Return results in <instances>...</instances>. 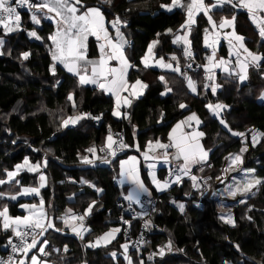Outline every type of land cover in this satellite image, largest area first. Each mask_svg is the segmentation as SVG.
Wrapping results in <instances>:
<instances>
[{
  "label": "trees",
  "instance_id": "1",
  "mask_svg": "<svg viewBox=\"0 0 264 264\" xmlns=\"http://www.w3.org/2000/svg\"><path fill=\"white\" fill-rule=\"evenodd\" d=\"M170 2L171 0H113L109 7L101 3V0H85L89 5L101 7L107 20H111L116 14L127 20V27L122 29L127 40L126 56L136 66L129 69V80L134 82L140 79L149 85L130 107L129 118L113 116L115 99L91 84L79 86L78 78L68 73L63 66H56L55 75L52 74L50 66L53 61L49 51L51 42L47 39L55 31L52 22L42 20L41 26L37 27L32 23L28 10L21 14L22 25L27 22V29L36 30L45 42L31 41L25 32L17 37L19 31L4 37L5 41L15 46L11 56L0 55V175L4 169L9 170L22 163L25 157L35 164H43L47 160L44 172L48 177V184L40 191L39 198L45 202L47 216L53 219L57 227L64 228L62 232L53 229L48 231L53 236L47 239L49 244L45 251L60 250L52 251L45 258L50 264H123L119 258H115L117 263H114L110 255L112 251H120L121 245L127 242L121 233L109 246L100 249L87 247L90 241L118 225L116 219L119 211L116 204L129 190L127 186L120 188L117 185L119 161L131 154L139 155L146 150L150 140L168 142L169 133L175 124L191 112H195L202 121L201 130L205 133L203 145L205 150H210L208 164L212 163V168L206 164L204 171L197 169L195 175L211 179L201 188L203 196L192 187V181L186 177L182 178L181 184H174L159 195L152 188L148 170L141 165L142 180L151 192L150 198L156 201L155 211L147 219L152 220L151 228L156 225L161 232L151 234L150 243L142 248L141 256L131 249L129 255L136 261L143 260L144 264H224L225 261L230 264H264V185H261L255 196L234 209L235 227L220 219L223 215L221 209L217 203L210 202L209 197L215 188V179L224 167L225 157L239 153L243 144L233 139V143L226 146L223 152L211 149L210 139L218 133L222 134V131L214 115L206 108L207 103L226 104L230 114L242 119L240 127H235L236 131L255 129L264 132V102L260 99V93L264 90V67L249 69L248 83L243 86L238 85L235 76L217 74L216 83L222 87L215 95L211 94L210 89L206 93L203 91L201 72L188 70V76L197 83L198 88V94L192 95L183 75L168 69L145 68L141 59L155 40L159 41L155 49L157 57L162 56L166 62L176 66L177 61L171 59L176 56L181 70L190 62L200 65L207 63L208 51L203 42L204 30L210 29L207 18L200 16L191 26L189 39L194 59L190 61L184 56L185 46L179 47L172 43L176 34H184L180 29L185 23L186 14L181 10L169 12L160 7L161 4ZM129 8L131 11H126ZM226 14L214 12L213 16L220 19ZM168 29L172 32L169 33ZM236 31L245 37V43L251 50L264 52V42L245 12L237 15ZM87 45L88 58H98L95 38H88ZM24 51L31 52L26 61L20 56ZM161 75L165 76L168 86L173 89V92L164 96L160 94L164 91V85L158 79ZM69 93H74L75 111L72 102L67 100ZM179 102H184L188 107L179 109ZM77 106L80 107V112L90 113L93 117L102 114V118H90L88 124L87 119H83L75 126L60 127L61 117L79 113ZM161 111L164 113L162 122L159 120ZM10 113L7 118L6 115ZM109 126L112 132L124 131L131 150L106 167H85L79 164V156L87 154L85 150L92 144H105ZM262 140L252 147L249 138L245 154V160L248 161L246 166L255 167L258 177H264ZM137 145L140 147L139 152L136 151ZM30 155L32 156L29 157ZM165 171L159 169L160 178L164 177ZM36 175L37 172L23 175L22 185L28 186L29 181H35ZM81 179L89 182L90 190L78 185ZM199 183L203 184L201 181ZM91 185L103 191L97 192ZM193 200H201L204 210H195L191 206ZM92 201H96L94 211L91 216L85 217L90 231L83 239L71 236L59 217L68 209L75 214H83ZM27 202L29 201L21 199L3 204L9 207L10 216L16 217L24 216L19 205ZM181 203L185 206L183 213L178 207ZM248 216L253 218L252 221L247 219ZM10 236V231H4L3 237L0 236V254ZM169 239L173 242L174 251L166 252L163 258L155 257L153 261L147 258V253L157 251ZM235 244L240 245V252L234 247ZM65 245L68 248L66 253L63 251Z\"/></svg>",
  "mask_w": 264,
  "mask_h": 264
},
{
  "label": "snow or ice",
  "instance_id": "2",
  "mask_svg": "<svg viewBox=\"0 0 264 264\" xmlns=\"http://www.w3.org/2000/svg\"><path fill=\"white\" fill-rule=\"evenodd\" d=\"M101 3L112 6L113 0H101ZM161 8L172 11L173 8H183L186 14V20L181 25L180 31L184 34H176L172 43H183L185 46L184 56L188 60L194 59L193 53L190 50L189 35L191 32V26L196 23L195 17L199 14H203L207 18V22L210 25V30L205 29L204 46L211 49V55L207 57V63L198 67H203L205 73V83L203 85V91L206 93L209 89L211 94L215 95L217 90L222 85L216 83V75L214 69H221L229 77L235 76L238 83H243L248 79V68L252 65L256 67H264V52L253 51L245 43V37L236 31L237 15L240 12H245L248 19L258 30V35L262 41H264V0H188L187 3H182V0H171L168 4H161ZM27 8L31 13L30 19L34 25H40L42 19H48L54 22L55 31L51 33L47 39L51 42L49 51L53 64L50 66V71L55 75V64L58 62L63 65L68 73L73 74L78 78V85H95L100 91L106 94H111L115 97V106L112 111V115L115 117H121L127 115L121 112L123 106L130 107L132 99H138L144 94V91L149 87L147 83L140 79H136L134 82H130L128 79V71L136 66L130 62L125 55V45L127 40L125 39L123 28L127 27V20L122 19L119 14L113 15L111 20H107L105 11L101 7L89 5L85 3V0H0V55H3L2 49L5 45L6 36L17 32L26 31L30 38L36 40H42L43 38L38 35L36 30H28L22 26L21 13L18 9ZM217 12H226V15H222L220 20L214 19L213 10ZM126 11H131V8ZM109 27L112 32L109 31ZM230 29V31H223ZM171 33L172 30L168 29ZM159 35V34H158ZM89 36H94L99 42V58L96 61L90 60L87 56V41ZM223 36L227 40L229 45L230 55H235V67H231L232 61L224 58H217L216 51L217 45ZM159 41H153L147 49V54L141 59L145 68H148L150 61H154L155 66L162 69H168L174 73H178L184 76L187 81V87L191 93L198 94L197 84L186 73H181L178 58L172 56L173 61H177L176 66L172 63L166 62L164 57L159 59L154 58L153 48ZM264 46V44H262ZM23 60H28L31 56V52L24 51L20 54ZM116 61L117 66H110L111 61ZM188 68L192 67L191 63H188ZM159 81L164 85V91L160 94L162 96L173 92V89L168 86V82L164 75L158 77ZM59 83V81H57ZM124 93L128 95L125 96ZM260 99L264 100V90L260 93ZM67 100L72 102V108L75 111L76 103L74 99V93H69ZM188 106L184 102L178 103V108L181 110L186 109ZM206 108L212 115L219 118V123L226 128L232 136L240 137L244 146L241 147L239 153L229 154L225 157L228 162L224 168V172L242 171L245 176L243 180H235L233 184L228 185L226 191L232 197L238 194L242 197H246L248 193H251L253 189L259 190V186L264 185V177H258L255 175V169H243V154L248 151V145L246 143L248 134L246 132L233 131L229 127L227 121L221 117V112L228 109L229 106L223 103H207ZM43 110V109H42ZM91 118L100 120L102 114L98 116H91L90 113H76L67 117H61L60 127L67 128L70 125L75 126L81 120ZM164 113L161 111L159 120L162 122ZM193 123L196 127H193ZM202 123L200 118L195 112H191L185 119L180 120L172 128L168 136V143H163L159 139L155 141H148L146 145V151L142 153L144 160H158L162 159L165 164H171L172 161L178 162L176 167L169 169V178L163 181L157 179L154 172H150L152 183L156 187L157 191H164L171 187L172 184H181L182 178L188 176L192 181V187L201 195L204 192L201 188L208 184L209 178H201L193 174V167L199 165V171L203 172L204 167L207 164L208 155L210 150H205L201 145L200 140L205 136V133L198 130V126ZM191 128V131L185 132L183 129ZM251 134V146L255 147L261 143L264 139V132H260L255 129L249 130ZM114 145H118L119 148H127L129 145L123 142L122 137L114 138L109 126V134L106 137L105 144L97 149L95 146L89 147L85 150V154L80 157L81 162L94 166L96 160H100L103 163H111V158H115L117 148ZM158 154L150 155L151 153ZM136 151H140L139 145L136 146ZM98 152H103L104 156L97 155ZM138 159L136 156H129L127 159L119 161V176L121 177L120 183H129L133 185V188L128 192L124 199L128 201L129 208L133 204L139 205L140 212L136 213V217L144 219L150 217V212L144 210V201L142 196L151 197V192L148 187L145 186L143 180L140 177L138 168ZM43 166H47V160L43 162ZM150 169L156 167L155 163L149 164ZM41 164H32L27 157L24 158L22 163H18L12 170L4 169V178H0V186L9 184L19 186V191L10 193L6 191H0V199L17 200L20 196H39L40 188L44 186L46 176L43 173L39 175L40 185L38 187L23 186L17 177L20 176L22 171L28 172H40ZM221 183L223 179L220 176L216 177ZM203 180V184L199 183ZM95 187V185H91ZM210 187V186H209ZM97 192H102V189L97 188ZM215 194V193H214ZM247 199H241L240 203H246ZM151 203V201H149ZM175 203V201H173ZM44 200L41 198L39 204L36 203H22L20 207L28 210L27 216L12 217L9 215V209L5 204L0 209V220H2V229L4 231L11 230V233L17 238V242H13L10 237L8 239V245L11 247L13 254H21L20 256H9L7 260H0V264H48L47 260H40L36 254L29 256V252L36 248L38 253L44 257L51 254L52 251L59 252V249H51L45 251L48 245V240L45 238L42 241L38 240V237H44L45 233L49 229H53L57 232L64 231V228L57 227L52 218H49L45 212ZM96 201H92L85 209L83 214H75L71 209H68L64 215L59 217L64 227L71 230L81 239L84 238V232L90 231L84 226L85 217L92 214L93 207ZM181 213L184 212V204L178 205ZM199 207V205H197ZM249 207V211H251ZM134 211V209H133ZM151 211H155L153 208ZM123 220V218H121ZM225 223L236 226L234 218L229 213L228 215H222L220 217ZM247 219L252 221V217L248 216ZM79 222V223H77ZM124 224H129L128 220H123ZM144 228L149 229L152 226V220L150 218L144 219ZM121 232L120 227H113L102 235L98 236L94 241H90L87 247L96 248L101 245L107 246L113 240L116 239L118 233ZM29 237L31 239H29ZM38 243L41 245L37 248ZM145 243L143 237L137 241V244L142 245ZM123 248V255L128 264H133L132 258L128 255L129 244L125 242L121 245ZM234 247L238 252L241 251L240 245L235 244ZM63 251H68L65 245ZM138 251V248H137ZM174 251L173 242L168 240L166 245L159 247L155 252L149 254V260H152L156 256H163L166 252ZM182 251V250H181ZM110 255L115 259L117 253L112 251ZM241 255L243 253L241 252ZM136 264H144L143 260H138ZM224 264H230L229 261H225ZM261 264V262H257Z\"/></svg>",
  "mask_w": 264,
  "mask_h": 264
},
{
  "label": "rangeland",
  "instance_id": "3",
  "mask_svg": "<svg viewBox=\"0 0 264 264\" xmlns=\"http://www.w3.org/2000/svg\"><path fill=\"white\" fill-rule=\"evenodd\" d=\"M188 2V0H182V3H187ZM206 2H207V0H206ZM172 12V11H171ZM184 12V11H183ZM185 13V12H184ZM215 19V18H214ZM42 20H46V21H49V22H52L53 24H54V22L53 21H51V20H48V19H42ZM41 20V21H42ZM217 21H219L220 19H216ZM25 29H27V22L25 23V24H23L22 25ZM37 27H40L41 26V23H40V25H36ZM54 26H55V24H54ZM109 31L110 32H112V29H109ZM20 33H18L16 36L17 37H20V35L23 33V32H25L26 34H27V32L26 31H19ZM182 35V34H181ZM90 37H93V38H95L94 36H89L88 38H90ZM29 39L31 40V41H39V40H36L35 38H30L29 37ZM95 40H96V38H95ZM42 41L43 42H45L43 39H42ZM97 41V40H96ZM156 41V40H155ZM152 44V43H151ZM127 45V44H126ZM126 45H125V47H126ZM176 46H179V47H181V46H183V43L181 42V43H179V44H175ZM15 46V45H14ZM14 46H13V43H9L7 40L5 41V45H4V48L2 49V51H3V56L6 54L8 57L9 56H11V54H12V51H13V49H14ZM156 46H157V44L154 46V48H153V53H154V58L155 59H159V57H157V55H156V53H155V49H156ZM97 48H98V50H99V42L97 41ZM124 51H125V55H127V51H126V48H124ZM147 54V53H146ZM58 65H60V66H63L62 64H60V63H56L55 64V67L56 66H58ZM150 65H152V66H150V67H148V68H160V67H158V66H155V63H154V61H150ZM110 66H112V67H115V66H117V62L116 61H114L113 60V62L111 61L110 62ZM252 67H256V66H250L249 68H248V72H249V69H251ZM181 69V68H180ZM128 73H129V71H128ZM128 79H129V76H128ZM130 81V80H129ZM131 82V81H130ZM248 83V80H245L243 83H238V85L239 86H243V85H246ZM198 90V89H197ZM108 95H110V96H112L111 94H108ZM192 95H193V93H192ZM113 97V96H112ZM132 106V105H131ZM124 109V108H123ZM122 109V110H123ZM228 110L229 109H226V110H224V111H222L221 112V117L222 118H224L226 121H227V123H228V125H229V127H231V129L233 130V131H236L237 129H235V127H240V125H241V123H242V119L241 118H239L237 115H234V114H230L229 112H228ZM77 111L80 113V107L79 106H77ZM11 115V113L10 114H8V115H6V117L8 118L9 116ZM215 117V116H214ZM87 119V124H88V120H90V118H86ZM215 119H216V122H218L219 123V118H217V117H215ZM219 125H220V127H221V131H222V134H220V133H218L217 135H215L214 137H212L211 139H210V148L211 149H217L219 152H223L227 147L226 146H229L231 143H233V139L234 140H237V141H240L243 145H242V147L244 146V143L242 142V139L240 138V137H236V136H232L231 135V133L226 129V128H224V126L223 125H221L220 123H219ZM69 127H72L71 125L69 126ZM200 130H201V127H200ZM202 131V130H201ZM239 132H242V131H239ZM111 133H112V131H111ZM109 134V133H108ZM107 134V135H108ZM203 138V137H202ZM249 138L251 139V136L249 137V135H248V138H247V141H246V143H247V145H248V143H249ZM264 141V139L262 140V142ZM161 142H163V141H161ZM164 143V142H163ZM93 145V144H92ZM91 145V146H92ZM201 145L204 147V145H203V139L201 140ZM90 146V147H91ZM205 148V147H204ZM19 150V149H18ZM158 152H159V150H157V152L156 153H151L150 155H154V154H158ZM247 152H245L244 154H243V164H242V168L243 169H255V175L257 176V172H256V168L254 167V168H249V167H247L246 165H248V161H246L245 160V154H246ZM33 154H35V150L33 151ZM87 155H89V154H87ZM32 155H30L29 157H31ZM229 156V155H228ZM80 157L81 156H79V164H82L83 166H91V165H89V164H84V163H82L81 162V159H80ZM208 161V160H207ZM32 163V162H31ZM227 161L225 160V164H224V167L221 169V172H220V177H221V179H223V183H221L219 180H217V179H215V183H216V185H215V188L212 190V192H211V197H209V199H210V202L213 204H218V206H219V208L221 209V211H222V213H223V215H228L229 213L231 214V216L233 217V211H234V209L240 204V200L241 199H249V198H251V197H253V196H255L257 193H258V191L259 190H256V189H253L252 190V192L251 193H248L247 194V196L246 197H242L241 195H237V196H235V197H232V196H230L229 194H228V192L226 191V189H227V187H228V185H230V184H233L234 183V181L235 180H243L244 179V176H245V174H244V172H242V171H239V170H237V171H232V172H228V173H225L223 170H224V168L227 166ZM254 163H255V161H254ZM32 164H35V163H32ZM41 164V168H40V172H37V175H36V179H35V181L33 180V181H29V185L30 186H33V187H38L39 185H40V181H39V175H40V173H43L45 176H46V174H45V172H44V166H43V164L42 163H40ZM101 166H104V167H106L108 164L107 163H99ZM157 164V163H156ZM147 165V164H146ZM14 168V167H13ZM12 168V169H13ZM148 168V171L149 172H152V169H150L149 167H147ZM12 169H9V170H12ZM46 169V168H45ZM27 173H32V174H35V173H33V172H28V171H22L21 173H20V176L19 177H17V179H19L20 180V182H21V184L23 183L22 181H23V179H22V176L23 175H25V174H27ZM140 177H141V179H142V176H141V169H140ZM0 178H4V172H3V174L2 175H0ZM120 178V177H119ZM164 180L165 179H167L166 177H165V175H164ZM162 178V179H163ZM120 179H118V181H119ZM115 181H116V179H115ZM88 181L86 180V179H81V182L78 184V185H82V186H84V187H88L87 189H91V187H89L88 186ZM47 184H48V177L46 176V181H45V184H44V186L43 187H41L40 188V191L42 190V189H44V188H46V186H47ZM28 185V186H29ZM23 186H27V185H23ZM17 187V188H16ZM260 187L261 186H259V189H260ZM94 189H96L95 187H94ZM20 189H19V186H14V185H9V184H5V185H2V186H0V191H6V192H10V193H15V192H17V191H19ZM215 193V194H214ZM40 196H36V195H30V196H20V197H18V199L17 200H15V201H13V200H10V199H0V209H2L3 208V206H4V204L3 203H7V202H10V203H13V202H18L19 200H21V199H25V200H28L29 202H27V203H36V204H39V201H40V199L41 198H39ZM37 199V200H36ZM83 201V200H82ZM231 201V202H230ZM8 204V203H7ZM243 203H241V205H242ZM44 207H45V204H44ZM200 208V207H199ZM8 209H9V207H8ZM19 209H20V211L22 212V210H23V208H21L20 207V205H19ZM23 213V212H22ZM92 213H93V211H92ZM10 215V214H9ZM23 215H24V213H23ZM27 215H29V214H27ZM26 214L24 215V216H27ZM92 215V214H91ZM91 215H88V216H86V217H89V216H91ZM8 231H10V233H11V230H8ZM86 234V233H85ZM84 234V235H85ZM3 235H4V230L3 229H1L0 230V236L1 237H3ZM51 236H53V234H52V232H47V233H45V236H44V238H46V239H50V237ZM11 237V236H10ZM73 237H76L75 236V234L73 235ZM112 243H110V244H108L107 246H109V245H111ZM103 247H105V246H103V245H101L100 247H96V248H94V249H100V248H103ZM123 248L121 247V250L120 251H115L116 253H117V257L116 258H119V260L121 259V262L123 263V264H128V261L127 260H125V258H124V255H123ZM131 258H132V261H133V264H136V260L131 256V255H129ZM113 259V261H114V263H117V262H115V259L114 258H112Z\"/></svg>",
  "mask_w": 264,
  "mask_h": 264
},
{
  "label": "built area",
  "instance_id": "4",
  "mask_svg": "<svg viewBox=\"0 0 264 264\" xmlns=\"http://www.w3.org/2000/svg\"><path fill=\"white\" fill-rule=\"evenodd\" d=\"M18 11H20V13L22 14L25 11H28L27 8H21L18 9ZM212 51V50H211ZM192 61V60H191ZM192 64L191 68H188L187 66L183 69L182 73H186L188 74V70H191L193 72H201V77L203 80V84L205 83V73H204V69L203 67H198L200 66V64H195L193 62H190ZM243 132H246L247 134H249V129L244 130ZM114 138H120L122 137L123 142L127 145H129V143L127 142L126 139V135L124 133V131H115L112 133ZM92 146H95L97 149H99L100 147H102L103 145L97 146L95 144H93ZM91 146V147H92ZM114 147L117 148V152H116V156L115 158H111V162L114 161L116 158L120 157L122 154H124L129 147L127 148H119L118 145H114ZM97 155L99 156H104L103 152H98ZM90 158H91V154H89ZM97 161V160H96ZM208 164V161H207ZM209 168H212V163L209 162L208 164ZM197 169H199V167H197ZM195 175V174H194ZM165 177L168 179L169 178V170L165 173ZM186 178L190 179L188 176H185ZM201 182H203V180H200ZM144 201V210L149 211L150 214L153 212L151 211L153 208L155 209V205H156V201L154 199H142ZM149 201H151V203H149ZM117 208L119 211L118 214V218H117V222L119 223L120 227H121V232L122 235L124 237V239L128 242L129 244V248L133 251H135L136 253L142 255V248L146 247L149 243H150V239L149 237L151 236V234L153 233H160L161 229L158 226H153L152 228L149 229H145L144 228V219H147V217H145L144 219H141L139 217H136V213L141 211V208L139 205H135L133 204L131 206V209L129 208V203L128 201H126L123 197H121L118 202H117ZM197 205H199V207H197ZM191 206L197 210V211H203L205 206L204 203L201 200H193L191 202ZM134 209V211H133ZM123 218V220H128L130 222L129 224H124L123 220L121 219ZM84 226L86 225L87 221L86 219L84 220ZM141 236L143 237V240L145 241V243H143L142 245L137 244V241L140 240ZM11 238L13 239V242H17V238L14 237V235L11 233ZM29 239H31L29 237ZM138 248V251H137ZM33 250V249H32ZM31 250V252H32ZM31 252H29L28 255L31 254ZM155 252V251H152ZM151 252V253H152ZM149 254H147V258L149 259ZM21 254L17 253V254H13L11 251V247L8 245V243L4 246L2 254H0V260H7L9 256H20ZM43 258H46L44 256H42ZM156 257H160V256H156ZM155 259V257L152 259V261Z\"/></svg>",
  "mask_w": 264,
  "mask_h": 264
},
{
  "label": "crops",
  "instance_id": "5",
  "mask_svg": "<svg viewBox=\"0 0 264 264\" xmlns=\"http://www.w3.org/2000/svg\"><path fill=\"white\" fill-rule=\"evenodd\" d=\"M174 10H181V11H184V9L183 8H173V10L172 11H174ZM169 12H171V11H169ZM185 12V11H184ZM214 12H217L215 9L213 10V13ZM200 16H204L203 14H199V15H197L196 17H195V21L200 17ZM194 25V24H193ZM254 27H255V25H253ZM209 27H210V25H209ZM256 28V27H255ZM210 30V29H209ZM223 31H230V29H226V30H223ZM262 42H264V41H262ZM205 49L208 51V55L207 56H210L211 55V49H209V48H206L205 47ZM216 56H217V58H224V59H226V60H230V61H232V64L230 65V68L231 67H235V64H234V62H235V55L234 54H231L230 55V51H229V45H228V42H227V40L226 39H224L223 38V36H221V39H220V41H219V43H218V45H217V51H216ZM99 58V57H98ZM98 58H96L95 60H93V61H96V60H98ZM113 62V61H112ZM252 66H255V65H252ZM214 72H215V75H227L226 73H224L221 69H219V68H217V69H214ZM197 84V83H196ZM92 85V84H91ZM92 86H94V87H96L95 85H92ZM198 89V88H197ZM124 95L125 96H127L128 94L127 93H124ZM141 97V96H140ZM113 98L115 99V97L113 96ZM137 99H135V98H133L132 99V102H131V105L136 101ZM131 107V106H130ZM130 107H127V106H123L122 108H121V112L122 113H126L127 115L125 116V115H122L121 117H125V118H129V109H130ZM124 108V109H123ZM123 109V110H122ZM190 115V114H189ZM121 117H118V118H121ZM186 117H184L183 119H185ZM182 119V120H183ZM193 127H196L195 126V124L193 123ZM200 127H201V124L198 126V130H200ZM183 131H185V132H188V131H191V128H185V129H183ZM201 140H202V138H201ZM201 140H200V143H201ZM167 141H168V139H167ZM164 142V141H163ZM169 142V141H168ZM168 142H164V143H168ZM144 151H146V150H144ZM143 151V152H144ZM143 152H141L139 155H136V154H131L130 156H136L137 157V159H138V161H139V163H138V168H139V173H140V169H141V165L143 166V168L144 169H147L148 170V165L149 164H152V163H155V165H156V167L154 168V169H152V172H154L155 173V175H156V177H157V179H159V180H161V181H163L164 180V178L162 179V178H160L159 177V175H158V170L159 169H168V168H170V167H176V165H177V163L178 162H176V161H172L171 162V164L169 165V164H165L164 162H163V160L162 159H158V160H155V161H153V160H147V161H145L144 160V157H143V155H142V153ZM129 157V156H128ZM128 157H125V158H123V159H127ZM122 160V159H121ZM157 163V164H156ZM147 164V165H146ZM118 166H119V164H118ZM197 167H199V165H197V166H194L193 167V172L197 169ZM150 172L148 171V176H149V178H150V180H151V185H152V188H154V190L157 192V193H159V194H161V193H163V192H165V191H167V190H169L171 187H169L168 189H166V190H164V191H157V189H156V187L153 185V183H152V178H151V175L149 174ZM120 177V176H119ZM118 179H121V177L120 178H118ZM118 185L120 186V187H128L129 188V190H128V192H130L131 190H132V188H133V185H131V184H129V183H124V184H121L120 183V180L118 181ZM172 185H174V184H172ZM171 185V186H172ZM127 192V193H128ZM141 198H143V199H149V197L148 196H142ZM92 211H94V209L92 210ZM22 212L24 213V215L26 214H29V212H28V210H26V209H23L22 210ZM78 223V222H77ZM114 227H117V225L116 226H114ZM87 229H88V227H86ZM67 230H69V232H70V235L71 236H73L75 233H73V232H71V230L70 229H68L67 228ZM88 232V231H87ZM87 232H84V234L85 233H87ZM119 235V233L117 234V236ZM75 236H76V238H78V239H81L79 236H77L76 234H75ZM117 236H116V238H117ZM38 240L39 241H42L43 240V237H40V238H38ZM116 240V239H115ZM115 240H113L112 242H114ZM48 242H49V240H48ZM111 242V243H112ZM49 244V243H48ZM41 245L38 243V245H37V248H39ZM35 254L38 256V259H40V256H41V254H39L38 253V251H37V249L35 248ZM41 260V259H40ZM42 260H45V259H42ZM49 264V263H48Z\"/></svg>",
  "mask_w": 264,
  "mask_h": 264
},
{
  "label": "clouds",
  "instance_id": "6",
  "mask_svg": "<svg viewBox=\"0 0 264 264\" xmlns=\"http://www.w3.org/2000/svg\"><path fill=\"white\" fill-rule=\"evenodd\" d=\"M262 101L264 102V100H262ZM249 130H250V129H249ZM242 132H243V131H242ZM112 133H113V132H112ZM248 135H249V137H250L251 134L249 133ZM130 150H131V148H130V146H129V149H128L125 153H127V152L130 151ZM125 153H124V154H125ZM124 154H122L120 157H122ZM129 156H130V155H129ZM120 157L116 158L115 160L119 159ZM127 157H128V156H127ZM124 158H125V157H124ZM122 159H123V158H122ZM115 160H114V161H115ZM114 161H112L111 163H107V164H108V165H109V164H112ZM99 162H100V161H99ZM102 163H103V162H102ZM92 166H93V165H92ZM171 168L174 169L175 167H171ZM169 169H170V168H168V169L165 168V170H166L165 173H166ZM196 170H197V169H196ZM196 170L193 172V174H195ZM158 171H159V170H158ZM118 178H119V177H118ZM117 185H118V179H117ZM118 186H119V185H118ZM172 186H173V185H172ZM172 186H171V187H172ZM119 187H120V186H119ZM120 188H122V187H120ZM156 193H157V192H156ZM163 193H164V192H163ZM157 194H159V193H157ZM161 194H162V193H161ZM159 195H160V194H159ZM121 197L124 198V196H121ZM121 197H120V198H121ZM120 198H119V199H120ZM119 199H118V200H119ZM141 199H143V198H141ZM149 199H151V198L149 197ZM147 200H148V199H147ZM117 202H118V201H117ZM98 211H101V210H98ZM117 218H118V216H117ZM85 219H86V218H85ZM116 222H117V219H116ZM78 223H79V222H78ZM117 224H118L117 227H120V225H119L118 222H117ZM85 227H87V226L85 225ZM120 228H121V227H120ZM120 233L122 234V232H120ZM120 233H119V234H120ZM118 236H119V235H118ZM118 236H117V237H118ZM38 238H40V237H38ZM123 238H124V237H123ZM116 239H117V238H116ZM127 243H128V242H127ZM34 250H35V248L32 250L31 254H35V252L33 253ZM129 252H130V248H129ZM129 252H128V255H129ZM134 252H135V251H134ZM147 254H148V253H147ZM147 254H146V256H147ZM139 255H140V254H139ZM140 256H141V255H140ZM42 259H45V258L42 257L41 260H42ZM48 263H49V262H48ZM49 264H50V263H49Z\"/></svg>",
  "mask_w": 264,
  "mask_h": 264
}]
</instances>
